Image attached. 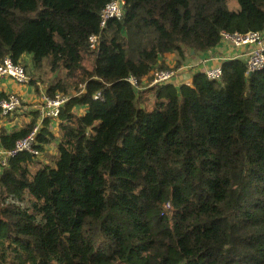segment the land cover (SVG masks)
I'll use <instances>...</instances> for the list:
<instances>
[{"label": "trees", "instance_id": "obj_1", "mask_svg": "<svg viewBox=\"0 0 264 264\" xmlns=\"http://www.w3.org/2000/svg\"><path fill=\"white\" fill-rule=\"evenodd\" d=\"M113 1L0 0V63H47V94L69 98L58 137L50 121L37 136L57 155L0 170V264H264V68L148 87L166 55L178 68L223 33L264 32V0H123L101 28Z\"/></svg>", "mask_w": 264, "mask_h": 264}, {"label": "built area", "instance_id": "obj_2", "mask_svg": "<svg viewBox=\"0 0 264 264\" xmlns=\"http://www.w3.org/2000/svg\"><path fill=\"white\" fill-rule=\"evenodd\" d=\"M125 2L123 0H114L108 4L101 12V28L106 27L108 21L112 19L121 20L124 16ZM264 32H250L247 34H222L221 43L230 44L237 52L234 58H214L217 61L215 66L206 68L203 71L205 77L211 82L220 81L223 74V64L228 61L239 60L245 63L249 73H253L264 68ZM91 49H96L99 44L98 36H91L89 39ZM219 60V61H218ZM195 66L191 63H184L180 67L173 70H156L152 73V81L148 87L171 85L178 77H185L184 85L192 87L193 77L189 73L194 72ZM5 80H11L19 85L29 84L25 66L23 64H15L11 57L7 56L0 63V85ZM128 83L135 89L141 87L138 81L130 77ZM68 97L57 93L54 97H50L44 89H40V102L35 107L37 113V122L33 130L23 139L18 140L12 149H4L0 147V170L7 167L10 160L16 158L22 153H28L35 157L41 158L42 153L37 149V136L40 133L42 125L45 121L58 123L61 110L68 102ZM95 99L102 100L100 94ZM22 101L16 94H9L0 98L1 120H6L21 110Z\"/></svg>", "mask_w": 264, "mask_h": 264}, {"label": "crops", "instance_id": "obj_3", "mask_svg": "<svg viewBox=\"0 0 264 264\" xmlns=\"http://www.w3.org/2000/svg\"><path fill=\"white\" fill-rule=\"evenodd\" d=\"M227 7L232 12L239 11V4L237 0H227ZM264 35V33H263ZM236 50L227 43H221L216 49L212 50L211 52L203 53V54H191L189 58H187L185 63H191L195 66L194 72L189 73L190 77H193L196 73H203L206 68H210L215 66L216 62L213 60L214 58H234L236 56ZM31 56L25 55L23 57V63L27 67H30L31 73L29 78V84L27 85H19L11 80H5L0 85V95L5 97L9 94H16L20 97L22 101L21 110L15 113L14 115L10 116L6 120H0V133L5 131L8 134H11L15 131H19L25 126L31 124L33 119L37 117V113L35 112V107L40 102L39 100V92L40 89H44L46 91L47 88V81H54L55 76L50 74V72H45L40 75V78H36L34 76L37 75V71H34L31 65ZM219 61V60H218ZM165 67L168 70H173L176 67V57L175 55H166L162 60ZM44 68V66H43ZM42 68V69H43ZM41 69V70H42ZM47 71V70H46ZM50 77L45 79L43 82V76ZM185 77H178L172 82V86L180 87L184 85ZM86 112L85 107H79L75 109V113L78 115H82ZM37 122V121H36ZM50 131L55 137H58V123L50 122ZM54 144H51L44 149V154L42 153V157L40 158L43 162H48V159L44 157L46 154L52 155L54 157L57 155V149H54ZM55 150V151H54Z\"/></svg>", "mask_w": 264, "mask_h": 264}, {"label": "rangeland", "instance_id": "obj_4", "mask_svg": "<svg viewBox=\"0 0 264 264\" xmlns=\"http://www.w3.org/2000/svg\"><path fill=\"white\" fill-rule=\"evenodd\" d=\"M23 65L25 66V69H26V72H27V75H28V77L30 78V73H31V69H30V67H27L26 65H25V63H23ZM47 70V71H46ZM49 71V69H48V67H47V63H45V65H44V68L42 69V70H39V71H37L36 73H37V75L36 76H34V77H36V78H40V75H42L43 73H45V72H48ZM57 75L60 77H63V75H64V73H62V72H59V73H57ZM50 77V75H48V76H43V80H42V82L45 80V79H48ZM44 83V82H43ZM145 86V85H144ZM66 96V95H65ZM56 147L54 146V149H55ZM55 151V150H54ZM43 154H44V152H43ZM44 157L46 158V159H48V162H50L51 161V159L53 158L52 157V155H50V154H47V156H46V154L44 155Z\"/></svg>", "mask_w": 264, "mask_h": 264}, {"label": "water", "instance_id": "obj_5", "mask_svg": "<svg viewBox=\"0 0 264 264\" xmlns=\"http://www.w3.org/2000/svg\"><path fill=\"white\" fill-rule=\"evenodd\" d=\"M193 54H194V52H193Z\"/></svg>", "mask_w": 264, "mask_h": 264}]
</instances>
